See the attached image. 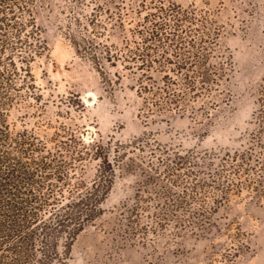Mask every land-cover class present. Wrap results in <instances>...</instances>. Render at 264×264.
<instances>
[{
	"label": "rangeland",
	"instance_id": "obj_1",
	"mask_svg": "<svg viewBox=\"0 0 264 264\" xmlns=\"http://www.w3.org/2000/svg\"><path fill=\"white\" fill-rule=\"evenodd\" d=\"M113 1V12L131 9L126 30L105 18L108 38H95L87 31L95 0H39L48 48L32 68L42 100L18 105L12 116L18 130L45 135L70 126L112 159L104 213L74 241L71 264H264V0H163L220 29L218 52L232 61L219 102L207 114L197 101V115L148 112L137 73L119 61L106 77L75 42L87 35L103 39L98 51L121 46L143 23L146 10L131 8L133 0ZM247 151L252 159L237 166ZM179 156L183 166L169 174L166 165ZM99 163H88L87 174L94 177ZM222 169L228 194L212 182ZM195 182L208 185L193 189ZM135 203L141 210L132 225L125 208Z\"/></svg>",
	"mask_w": 264,
	"mask_h": 264
},
{
	"label": "trees",
	"instance_id": "obj_2",
	"mask_svg": "<svg viewBox=\"0 0 264 264\" xmlns=\"http://www.w3.org/2000/svg\"><path fill=\"white\" fill-rule=\"evenodd\" d=\"M95 1L87 31L91 26L95 38H108L105 18L126 30L130 8L116 13L113 0ZM38 2L0 0V264H71L74 241L104 213L114 182L109 173L115 167L99 141H86L67 125L51 135L36 128L18 130L12 118L18 105L42 100L32 68L48 48L36 15ZM133 7L146 10L144 20L130 36H123L121 46L105 44L98 51L103 39L87 35L75 42L106 77L108 65L117 66L119 61L137 73L138 92L148 112L197 115L194 103L202 101L199 109L209 114L233 70L230 58L218 52L220 29L174 1L133 0ZM124 152L117 155V162L124 161L119 160ZM252 155L247 151L236 156V165L248 164ZM93 160L100 163L91 177L87 167ZM184 162L182 156L172 160L167 172L172 174ZM219 175L212 182L228 194L232 186L223 179L227 174L222 169ZM206 185L195 182L192 188ZM140 210L139 203L126 206L130 224H136Z\"/></svg>",
	"mask_w": 264,
	"mask_h": 264
}]
</instances>
